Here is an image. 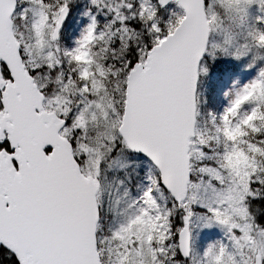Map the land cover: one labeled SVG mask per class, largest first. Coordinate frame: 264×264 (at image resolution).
Here are the masks:
<instances>
[{"label":"snow or ice","instance_id":"obj_1","mask_svg":"<svg viewBox=\"0 0 264 264\" xmlns=\"http://www.w3.org/2000/svg\"><path fill=\"white\" fill-rule=\"evenodd\" d=\"M0 264H264V0H0Z\"/></svg>","mask_w":264,"mask_h":264},{"label":"rangeland","instance_id":"obj_2","mask_svg":"<svg viewBox=\"0 0 264 264\" xmlns=\"http://www.w3.org/2000/svg\"><path fill=\"white\" fill-rule=\"evenodd\" d=\"M82 59L84 60L85 63H87L86 56H83ZM233 162L236 166H242L247 163V160L245 157L238 154L237 156L234 157Z\"/></svg>","mask_w":264,"mask_h":264}]
</instances>
